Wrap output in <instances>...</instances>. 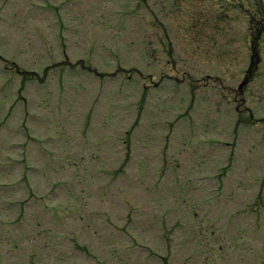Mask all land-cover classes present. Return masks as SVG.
<instances>
[{
	"label": "rangeland",
	"instance_id": "obj_1",
	"mask_svg": "<svg viewBox=\"0 0 264 264\" xmlns=\"http://www.w3.org/2000/svg\"><path fill=\"white\" fill-rule=\"evenodd\" d=\"M253 13L264 0H0V264H264Z\"/></svg>",
	"mask_w": 264,
	"mask_h": 264
},
{
	"label": "trees",
	"instance_id": "obj_2",
	"mask_svg": "<svg viewBox=\"0 0 264 264\" xmlns=\"http://www.w3.org/2000/svg\"><path fill=\"white\" fill-rule=\"evenodd\" d=\"M257 22H258V24H257V26H258V29H261L262 30V27H263V25H264V16L263 17H261L260 19H257ZM261 27V28H260ZM261 30H257V34L259 33V32H261ZM259 31V32H258ZM256 33H254L253 35H255ZM257 34H256V36H257ZM256 44L257 43H254V46L256 47Z\"/></svg>",
	"mask_w": 264,
	"mask_h": 264
}]
</instances>
